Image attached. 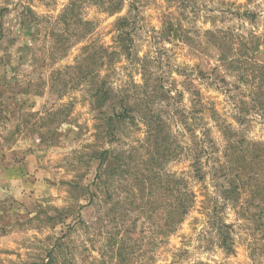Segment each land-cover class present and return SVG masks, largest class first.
Wrapping results in <instances>:
<instances>
[{"label":"rangeland","instance_id":"obj_1","mask_svg":"<svg viewBox=\"0 0 264 264\" xmlns=\"http://www.w3.org/2000/svg\"><path fill=\"white\" fill-rule=\"evenodd\" d=\"M0 264H264V0H0Z\"/></svg>","mask_w":264,"mask_h":264},{"label":"trees","instance_id":"obj_2","mask_svg":"<svg viewBox=\"0 0 264 264\" xmlns=\"http://www.w3.org/2000/svg\"><path fill=\"white\" fill-rule=\"evenodd\" d=\"M90 72L94 76V78L91 80V83L95 84L96 83V79H95L96 71L91 69ZM91 96H92V100H93V102H94V104L96 106L102 105L107 100V98H109V96H110L109 88H107V86L105 84L98 82V83L95 84V86L92 87V95ZM125 116H126V112L118 114V117L121 118V120ZM200 171H201V169L198 168V172H200ZM240 190H241V185L237 184L235 181H232V183H230L228 188H224L223 193H224V195H226V193H227L228 195H226V196H233L235 199H237L240 196V194H241ZM188 194H190V193H188V191H186L185 192V196H183L184 194H181V198H179V197L176 198L178 200V202L181 203V211H182L183 214L188 209L187 204H186V200H188V198H189L187 196ZM174 218H175V216H172L171 222H173ZM223 233L225 234V232L222 231V234ZM227 234H228V231H227ZM227 240L228 239H226V238L224 239V243L225 244L227 243Z\"/></svg>","mask_w":264,"mask_h":264}]
</instances>
